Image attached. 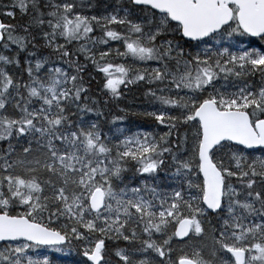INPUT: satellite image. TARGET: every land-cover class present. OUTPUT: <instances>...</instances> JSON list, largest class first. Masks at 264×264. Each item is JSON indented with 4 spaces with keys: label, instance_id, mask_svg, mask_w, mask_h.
Masks as SVG:
<instances>
[{
    "label": "snow or ice",
    "instance_id": "snow-or-ice-1",
    "mask_svg": "<svg viewBox=\"0 0 264 264\" xmlns=\"http://www.w3.org/2000/svg\"><path fill=\"white\" fill-rule=\"evenodd\" d=\"M61 257L264 264V0H0V264Z\"/></svg>",
    "mask_w": 264,
    "mask_h": 264
},
{
    "label": "trees",
    "instance_id": "trees-1",
    "mask_svg": "<svg viewBox=\"0 0 264 264\" xmlns=\"http://www.w3.org/2000/svg\"><path fill=\"white\" fill-rule=\"evenodd\" d=\"M131 119L140 121L143 118L142 117H131ZM72 259L73 258H68V259H64V260H57L56 264H70Z\"/></svg>",
    "mask_w": 264,
    "mask_h": 264
},
{
    "label": "rangeland",
    "instance_id": "rangeland-1",
    "mask_svg": "<svg viewBox=\"0 0 264 264\" xmlns=\"http://www.w3.org/2000/svg\"><path fill=\"white\" fill-rule=\"evenodd\" d=\"M54 256L57 255V254H53ZM68 258H74V257H67V258H63L61 257L59 260H64V259H68Z\"/></svg>",
    "mask_w": 264,
    "mask_h": 264
}]
</instances>
